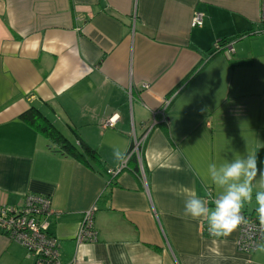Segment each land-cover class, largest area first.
I'll list each match as a JSON object with an SVG mask.
<instances>
[{
	"label": "crops",
	"instance_id": "0c3cea01",
	"mask_svg": "<svg viewBox=\"0 0 264 264\" xmlns=\"http://www.w3.org/2000/svg\"><path fill=\"white\" fill-rule=\"evenodd\" d=\"M260 1L0 0V201L50 197L59 261L264 264L260 246L238 250V229L213 238L183 215L185 189L215 198L210 163L255 153L264 169ZM195 12L202 26L190 24ZM219 40L232 41L229 59ZM31 106L95 156L59 152L18 117ZM133 136L139 174L129 161L108 174ZM93 204L97 240L76 247ZM23 249L0 232V264H33Z\"/></svg>",
	"mask_w": 264,
	"mask_h": 264
},
{
	"label": "built area",
	"instance_id": "2783aa9c",
	"mask_svg": "<svg viewBox=\"0 0 264 264\" xmlns=\"http://www.w3.org/2000/svg\"><path fill=\"white\" fill-rule=\"evenodd\" d=\"M258 22L262 24L260 31L264 32V0L260 1ZM202 13L195 12L192 20V26H202ZM215 52H222L226 58H230L234 52L232 41H217L213 45ZM146 86V85H145ZM113 119L107 121L104 125L111 126ZM143 143V137H134L131 147L126 154L127 159L119 164L118 167L109 169L108 174L115 176L117 172L126 168L128 159L132 155L139 158L140 145ZM97 209L93 204L84 210L81 221L75 236V244L78 247L85 242H95L97 233L94 227V214ZM51 201L47 195L33 193L32 191L22 196L16 204H7L0 201V232L5 234L8 239L21 245L25 250V256L33 259V264H78L77 257L74 256L66 263L59 261V242L57 237L48 232V218L51 213ZM248 220V225H242L238 228L236 245L238 250L243 252H252L260 245H264L259 231V221L256 211L242 213Z\"/></svg>",
	"mask_w": 264,
	"mask_h": 264
},
{
	"label": "clouds",
	"instance_id": "9594fccd",
	"mask_svg": "<svg viewBox=\"0 0 264 264\" xmlns=\"http://www.w3.org/2000/svg\"><path fill=\"white\" fill-rule=\"evenodd\" d=\"M115 159L123 162L126 155L114 150ZM255 153L242 154L231 160L212 162L207 166L205 181L216 192L215 198L199 195L185 189L183 215L207 222L208 233L213 238H227L249 220L242 214L247 205L256 204L259 231L264 239V169L258 167ZM259 250L264 251V245Z\"/></svg>",
	"mask_w": 264,
	"mask_h": 264
},
{
	"label": "trees",
	"instance_id": "16d2710c",
	"mask_svg": "<svg viewBox=\"0 0 264 264\" xmlns=\"http://www.w3.org/2000/svg\"><path fill=\"white\" fill-rule=\"evenodd\" d=\"M18 117L43 134L47 140L52 142L58 148L59 152L68 154L76 159L83 158L85 154L93 157L95 156V151L92 150V148L86 143H82L81 149H79L74 143L66 139V137L57 128H55L50 120L36 107H29ZM137 160L136 155H132L130 160H128L131 167H127V169L131 170L132 173L139 174L140 169Z\"/></svg>",
	"mask_w": 264,
	"mask_h": 264
}]
</instances>
